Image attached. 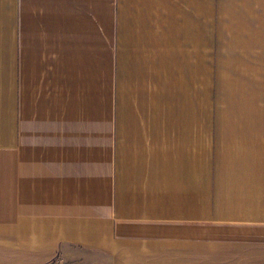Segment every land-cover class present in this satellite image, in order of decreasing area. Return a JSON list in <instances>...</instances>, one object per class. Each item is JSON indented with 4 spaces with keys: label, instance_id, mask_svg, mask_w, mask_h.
I'll list each match as a JSON object with an SVG mask.
<instances>
[{
    "label": "crops",
    "instance_id": "1",
    "mask_svg": "<svg viewBox=\"0 0 264 264\" xmlns=\"http://www.w3.org/2000/svg\"><path fill=\"white\" fill-rule=\"evenodd\" d=\"M211 4L0 0V264H264V26L212 89Z\"/></svg>",
    "mask_w": 264,
    "mask_h": 264
},
{
    "label": "rangeland",
    "instance_id": "2",
    "mask_svg": "<svg viewBox=\"0 0 264 264\" xmlns=\"http://www.w3.org/2000/svg\"><path fill=\"white\" fill-rule=\"evenodd\" d=\"M211 5L213 89V86L218 84L217 75L219 77L223 75L224 78L240 72L239 65L243 68L245 67L243 65H249L250 59L255 54L250 51L251 30L264 26V0H212ZM223 85L230 86L227 83ZM85 256V259L79 257L80 264H94L99 259V255Z\"/></svg>",
    "mask_w": 264,
    "mask_h": 264
}]
</instances>
